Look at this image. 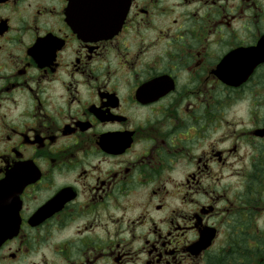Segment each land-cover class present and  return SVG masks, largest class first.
<instances>
[{
	"label": "flooded vegetation",
	"instance_id": "flooded-vegetation-1",
	"mask_svg": "<svg viewBox=\"0 0 264 264\" xmlns=\"http://www.w3.org/2000/svg\"><path fill=\"white\" fill-rule=\"evenodd\" d=\"M68 5L0 0V264H264V0Z\"/></svg>",
	"mask_w": 264,
	"mask_h": 264
},
{
	"label": "water",
	"instance_id": "water-1",
	"mask_svg": "<svg viewBox=\"0 0 264 264\" xmlns=\"http://www.w3.org/2000/svg\"><path fill=\"white\" fill-rule=\"evenodd\" d=\"M68 15L83 33H112L121 24L130 0H68Z\"/></svg>",
	"mask_w": 264,
	"mask_h": 264
}]
</instances>
